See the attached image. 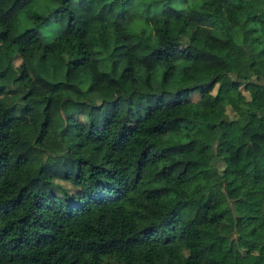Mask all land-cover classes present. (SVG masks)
I'll return each mask as SVG.
<instances>
[{"label":"trees","instance_id":"1","mask_svg":"<svg viewBox=\"0 0 264 264\" xmlns=\"http://www.w3.org/2000/svg\"><path fill=\"white\" fill-rule=\"evenodd\" d=\"M229 1L191 0L143 39L121 27L140 0H59L48 35L56 0H0V264H264V0L254 14ZM234 27L248 39L231 43ZM93 61L112 74L89 91L113 98L63 114L48 93L78 89L45 76ZM206 65L219 71L181 84Z\"/></svg>","mask_w":264,"mask_h":264},{"label":"clouds","instance_id":"2","mask_svg":"<svg viewBox=\"0 0 264 264\" xmlns=\"http://www.w3.org/2000/svg\"><path fill=\"white\" fill-rule=\"evenodd\" d=\"M154 2V0H140V4L141 6L136 10L135 14L133 15L132 19H142L143 14L146 10V7L148 5H151ZM61 4L59 2V0H56L55 3V7L53 9L50 10V12L48 13V15L44 18V23H45V27L47 29V31L45 32V35H48L54 31H59L61 30V22L59 21V19H56L53 21V19H51V17L53 15H55L56 17L59 16V12L57 11V9H60ZM26 10H21V12H19L17 15L18 16H23L25 14ZM144 21V30L141 32H134L131 30V26L130 24H124L122 25V29L124 30V33L126 36L128 37H142L143 39H148L149 36H152L153 32L156 31V25L151 24V23H147L144 19H142ZM74 23V22H73ZM71 27V25H66V29ZM115 28L114 26L110 25L109 26V31H114ZM40 36L39 32H30L28 33V38L29 40H35L37 39V37ZM149 43L153 44V41L150 40ZM121 47H123V45H121ZM85 65H88V60H87V56L85 55V60H84ZM112 61H107L105 66L103 68H100L97 66L96 61H93L91 65L81 69L79 71V74L77 75V77H75L72 80H67L64 78L63 73L67 72L68 69L64 68L61 76L59 78H52L49 76H45V79L48 80V82L50 84H68L71 83L73 85H75L78 89V93L77 92H67V91H57L55 93H48L49 96H52L53 98L57 99H62V100H67L69 97H71L72 100L75 101H81L87 104H96V105H101L103 102V97L101 95V93L97 90V91H93L90 92L89 89H91L93 87V85L96 83V80L92 77H96L97 74H104L107 73L108 75L112 74ZM146 70V69H145ZM43 75V73H41ZM88 76L89 78L85 80V77ZM84 81L83 83H81V81ZM47 105H45L46 107ZM68 124L67 122H65L63 124V126H58L55 127L54 130H50L49 134H52V131H55V133L57 135H59L60 132L63 131V129L65 127H67ZM133 135H135V132H133ZM195 134H193L194 136ZM163 142H167L169 139L168 134L163 135L160 138ZM189 141H185V143H188ZM197 189V184L193 183L190 184L188 186H186L185 191L191 195L192 193H194Z\"/></svg>","mask_w":264,"mask_h":264},{"label":"rangeland","instance_id":"3","mask_svg":"<svg viewBox=\"0 0 264 264\" xmlns=\"http://www.w3.org/2000/svg\"><path fill=\"white\" fill-rule=\"evenodd\" d=\"M191 0H169V2H165L164 0H162L160 2V4H158L156 7L155 6H151L153 8L152 12L150 14H147L146 16L142 17V19H144L147 23H151L153 24L158 18L161 17H166L170 20V24H171V29L173 30V12L174 10L180 9L182 8V6H184L185 4H188ZM229 2H239L241 4H243V6L247 9V12L249 14H254L256 12L257 9V3L256 0H230ZM130 10L132 12H136V8H134L133 6L129 7ZM156 9V10H155ZM133 16L128 20L129 24L134 26V27H139L141 23H143L144 21L142 19H132ZM215 32L217 34H220L221 31L218 28H214ZM248 39V36L244 33V31L242 29H237L236 27H234L233 30V37L230 38L231 43L236 44L239 41H245ZM19 61L18 58L15 59L14 64H17ZM229 69L234 70L235 69V65L230 64L229 65ZM219 71L218 67H214L212 65H206V66H202V67H198L192 70L190 75L184 76L180 79V82L182 85H185L188 88H192L193 86H195L196 84L202 82L203 80L206 79H210L212 76H214L217 72ZM195 90V89H194ZM213 91H215V89H213ZM103 96H105L106 98H113L114 94L111 91L108 90H104V91H99ZM193 99L194 100H198L200 97V94H198L197 91H193ZM211 97L210 95H206V99L209 100ZM62 112L63 114L67 115V114H73L74 110L72 109V99L71 97H69L67 100H64V102L62 103ZM172 136H180L182 137V140L185 142L186 140L189 141L188 143H186L188 146H191L193 144V139L187 138L186 136H184L183 132H179V133H172L170 134ZM178 150H180L179 146H175V147H170L164 150L165 154H171L174 152H177ZM207 158V157H206ZM205 158V159H206ZM85 168L87 169V167L85 166ZM195 171V167L193 165H190L186 168L185 170V174L186 175H190ZM214 191L209 190L207 193V199H206V203H201L199 206V213L201 214V212L204 210L205 205H209L213 203V196H214ZM189 197H194V195H189L186 194L185 198H189ZM179 214V210L176 209L175 211V215L177 216ZM201 221V216L198 215V217L196 218V222H200ZM212 238L207 236L205 238V241H210Z\"/></svg>","mask_w":264,"mask_h":264}]
</instances>
